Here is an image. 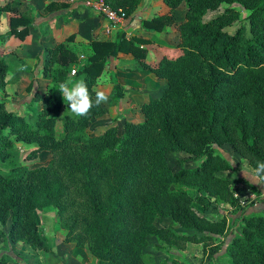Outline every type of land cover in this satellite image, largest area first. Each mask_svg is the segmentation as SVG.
Returning a JSON list of instances; mask_svg holds the SVG:
<instances>
[{
	"label": "trees",
	"instance_id": "obj_1",
	"mask_svg": "<svg viewBox=\"0 0 264 264\" xmlns=\"http://www.w3.org/2000/svg\"><path fill=\"white\" fill-rule=\"evenodd\" d=\"M13 1L0 0V9L15 14ZM142 1L105 0L127 17ZM163 1L167 11L149 21L159 31L177 27L180 53L151 67L166 86L143 103V120L92 134V119L107 111L102 103L87 116H76L62 95L36 91L32 102L42 100L41 108L28 121L0 98V157L10 155L16 140L34 144L26 151L28 157L51 153L46 164L36 167L20 163L0 168V223L10 224L0 230L5 242L53 251L40 211H54L64 241L86 248L93 264H153V255L146 252L150 236L169 255V245L183 240L202 243L212 260L224 249L221 257L229 264H264V210L244 213L240 231L227 243V217L210 218L199 207L209 209L219 200L239 205L233 191L239 177L221 174L233 164L221 156L219 146L230 144L253 169L258 160L264 161V0ZM182 5L184 17L176 21L174 10ZM66 6L52 0L44 12ZM242 9L248 11L250 34ZM32 22L28 14L12 15L10 29L0 33V40L24 39ZM120 52L141 59L144 51L123 35L93 41L84 61L67 42L49 47L53 80L59 85L82 77L95 100L98 78L109 57ZM74 66L76 74L71 75ZM8 72L0 47L2 89ZM122 94L114 81V98ZM170 151L202 161L174 171L167 158ZM192 188L199 192L196 197ZM8 256L2 254L0 264H7Z\"/></svg>",
	"mask_w": 264,
	"mask_h": 264
},
{
	"label": "crops",
	"instance_id": "obj_2",
	"mask_svg": "<svg viewBox=\"0 0 264 264\" xmlns=\"http://www.w3.org/2000/svg\"><path fill=\"white\" fill-rule=\"evenodd\" d=\"M50 1L52 0L13 1V5L17 7L15 14H28L33 22L29 34L24 39L13 36L3 44L0 42L5 60L9 65L6 88L9 90V95L14 94V98L17 96L21 98L20 101L24 102L23 106H25L23 109L12 110L25 114L26 105H34L32 99L36 91H49L47 90L50 88V85L48 86L49 79L53 80L52 71L54 70V66L49 64V47L67 42L69 49L81 61H84L92 53L93 41L114 40L123 35L126 39H135L136 44L144 52H142L141 59L132 52H120L116 56L109 57L105 70L98 78L96 85L97 90L104 91L108 96V102L102 103L107 111L93 118L90 128L96 130L102 127L104 131L110 125L120 126V121L123 120H143L145 117L142 112L143 103L159 96L166 86V80L158 77L151 67L163 57L172 58L180 53L176 42L177 27L168 26L165 30L159 31L153 28V23L149 21L167 11L164 1L143 0L135 14L127 17L124 22L114 25L111 33L107 32L108 20L94 9L86 6L84 0H55L59 3L65 2L67 6L44 12V8ZM178 9L179 7L174 10V13L176 20L179 21L181 19L178 18L176 12ZM15 14L0 10V30L4 31L0 33H5L10 29V17ZM171 28L174 29L171 31ZM170 50H179V52L170 54ZM33 81L36 83H33L32 87ZM114 81H117L123 89V94L119 98H114ZM42 86H44L43 89L40 88ZM45 86H47L46 89ZM57 86L58 84L55 82L52 87L56 88ZM30 94L32 98L27 101ZM152 94L154 95L152 96ZM0 98L8 99L3 95ZM40 108L41 104L38 109ZM28 144L31 147L34 145ZM54 220L56 221L55 217ZM54 230L59 232L60 228L56 225ZM63 238L64 232L61 230L57 241L65 243L64 250L59 251L61 254L55 253V246L50 244L53 251L36 250L39 254L36 259L39 262L34 264H93L86 248L78 247L75 243L65 242L62 240ZM48 241L50 243L49 239ZM10 264H15V262Z\"/></svg>",
	"mask_w": 264,
	"mask_h": 264
},
{
	"label": "rangeland",
	"instance_id": "obj_3",
	"mask_svg": "<svg viewBox=\"0 0 264 264\" xmlns=\"http://www.w3.org/2000/svg\"><path fill=\"white\" fill-rule=\"evenodd\" d=\"M176 12H177V15L179 16L178 18L183 19L184 13H185V5L180 6L178 11ZM220 12L221 11L208 13L205 16V19H211ZM247 15H248V11L242 9L241 18L243 19L244 24H245V31L247 34H250L249 22L248 20H246ZM170 26H175V25H170ZM173 29L174 28H171V31ZM0 32H4V31L0 30ZM177 39L178 37L176 38V42H178ZM0 42L1 44H3L1 40ZM170 51H171L170 54H176V52H179V50H170ZM49 82L50 83L48 84V86L50 85V88L49 89L47 88V90H49V92H52L55 96L57 95L58 97L61 96L60 91L57 88L52 87L55 82L51 78L49 79ZM33 83L35 84L36 81L32 82V87L34 86ZM6 87L7 85H5L4 89L0 88V96L2 97L3 95L4 97L8 98L7 102H8L10 109H13V110L15 108L23 109V107L25 106H23L24 102L20 101L21 98H18V96L14 98V94L9 95V90ZM46 87L47 86H45V89ZM40 88L43 89L44 86ZM17 95H20V94L17 93ZM153 95L154 94H152V96ZM9 96H12L14 99L13 98L11 99ZM31 98H32V95L30 94L29 98H27V101L31 100ZM40 104H42V100L34 101V105H29V104L26 105L25 114L27 115L26 117L28 121L33 120L34 113L37 111L38 107H40ZM125 121L124 120L120 121V124L123 125ZM103 129L104 128L102 127H99L96 130L89 128L92 134L99 133V132L101 133ZM30 147L31 146L28 143H23L21 141L16 140L15 147L8 149L10 151V155L6 159H2L0 157V168L8 170L12 168L13 166H16L20 163H25L31 167H36L42 164H46L49 161V156L51 155L49 151H43L44 154H47L45 156L41 153L36 158L28 157V155H26V151L31 149ZM218 150L221 156H223L229 162H231V164H233V169L225 170V171L223 170L221 171V174L233 176V177H239L240 181L235 186H233V191L236 194V196H238L239 198V205L234 206V205H231L229 203H225L219 200V201H216V203L209 209H204L202 205H199V207L210 218L218 219L221 215H224L227 217L228 227H229V232H230V235L227 238V243H228L229 241H231V238L233 237L234 233L240 231L241 229L240 228V224H241L240 217L244 213L264 210V201H262L264 200V183L258 182L255 178L251 176L245 179L244 175H242V170L244 169L254 170V169L249 165L247 160H245L242 157V155L238 153L230 144L221 145L218 147ZM187 157L188 155L186 153L177 152V151H170L168 152V155H167V158L169 162L171 163L174 171L180 170L183 167H195L197 166V164H199L202 161L201 159L200 160L187 159ZM198 193L199 192L196 189L192 188V195L194 197H196ZM202 194H204L206 197L209 198V195L207 193H202ZM40 212H41V220H42L41 223L45 231V234L48 236V239L50 240V244L55 246V249H56L55 253L59 254L60 250L61 251L64 250L65 243H63V241L57 242L59 240L58 237H60L61 229L59 230V232H56L54 230L56 226V221L54 220L55 213L54 211H50L47 213H44L42 211ZM158 223L164 224V221L159 219ZM9 225H10L9 223L5 225L0 223V230H8ZM62 240H64V238ZM158 245H159V242L156 236H150L149 244L146 247V252L153 255L155 259L153 264H229L227 258L221 257V254H223L224 249H222L221 252L216 254L215 259L212 260L209 255L210 249L208 250V252H204L202 243L191 242V241L186 242L183 240L177 241V244L169 245L170 246L169 248L171 252L173 253V255H169L165 251L158 249L157 248ZM8 253H9V256H8ZM2 254H7L8 256L7 264H10L13 262H15V264H34V263L39 262L36 259L39 255L36 250L32 249L29 245L23 242H19V243H14L12 241H10V243L5 242L4 237L0 234V256ZM20 257L24 259H21ZM162 259L168 260V263H164Z\"/></svg>",
	"mask_w": 264,
	"mask_h": 264
},
{
	"label": "clouds",
	"instance_id": "obj_4",
	"mask_svg": "<svg viewBox=\"0 0 264 264\" xmlns=\"http://www.w3.org/2000/svg\"><path fill=\"white\" fill-rule=\"evenodd\" d=\"M56 88L62 94L63 100L67 102L68 110L76 116H87L94 106L98 107L108 100L107 94L102 90L96 91L95 100H93L88 85L82 77L78 80L61 82ZM242 175L245 179L251 176L258 182L264 183V161L258 160L254 170H242Z\"/></svg>",
	"mask_w": 264,
	"mask_h": 264
},
{
	"label": "built area",
	"instance_id": "obj_5",
	"mask_svg": "<svg viewBox=\"0 0 264 264\" xmlns=\"http://www.w3.org/2000/svg\"><path fill=\"white\" fill-rule=\"evenodd\" d=\"M84 4L94 9L108 20V33L112 32L114 25L122 23L127 19L126 13L122 8H113L106 3L105 0H85ZM72 74H76V68L72 70Z\"/></svg>",
	"mask_w": 264,
	"mask_h": 264
}]
</instances>
